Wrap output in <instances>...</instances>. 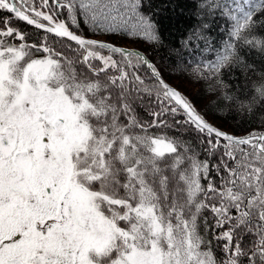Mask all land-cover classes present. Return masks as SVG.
I'll use <instances>...</instances> for the list:
<instances>
[{
  "label": "snow or ice",
  "instance_id": "1",
  "mask_svg": "<svg viewBox=\"0 0 264 264\" xmlns=\"http://www.w3.org/2000/svg\"><path fill=\"white\" fill-rule=\"evenodd\" d=\"M196 3L227 39L188 71L241 135L91 38L159 42L152 0H0V264H264V0Z\"/></svg>",
  "mask_w": 264,
  "mask_h": 264
},
{
  "label": "trees",
  "instance_id": "2",
  "mask_svg": "<svg viewBox=\"0 0 264 264\" xmlns=\"http://www.w3.org/2000/svg\"><path fill=\"white\" fill-rule=\"evenodd\" d=\"M150 7L154 10V19L158 24L159 42L149 44L134 38L119 36L98 35L91 37L140 49L157 67L163 79L170 86L190 99L198 110L209 113L207 118L225 131L241 135L243 134L239 130L241 127H244L245 131L248 128L257 127L256 123H250L242 117L236 116L233 119L228 110L217 112L211 105L205 108V99L209 95L207 83L196 81L188 71L191 66L202 60L214 59L216 50L227 39L226 22L219 16L212 17L201 13L196 0H152ZM204 24L209 25L206 30L203 29ZM200 32H203V39L197 38ZM193 33L197 35H193ZM188 39L191 40V43H186ZM206 44H210L211 47H206ZM242 55L247 63L254 66V69L249 70L250 74L253 71L256 73L264 71V58L258 56L255 51L251 53L245 51L242 52ZM140 75L147 80L143 69ZM222 78L230 92H235L238 87L243 86V70L239 67L226 69ZM211 113H215L218 118L213 119Z\"/></svg>",
  "mask_w": 264,
  "mask_h": 264
},
{
  "label": "water",
  "instance_id": "3",
  "mask_svg": "<svg viewBox=\"0 0 264 264\" xmlns=\"http://www.w3.org/2000/svg\"><path fill=\"white\" fill-rule=\"evenodd\" d=\"M91 38H93V37H91ZM94 39H98V40H104V39H100V38H94ZM107 41V40H106ZM107 42H110V41H107ZM112 43V42H111ZM114 44H116V43H114ZM116 45H118V46H122V47H125V48H127V49H132V50H138V51H140L141 52V54L142 55H145L140 49H138V48H135V47H128V46H123V45H120V44H116ZM146 56V55H145ZM147 58V57H146ZM148 59V58H147ZM166 82V81H165ZM167 83V82H166Z\"/></svg>",
  "mask_w": 264,
  "mask_h": 264
}]
</instances>
